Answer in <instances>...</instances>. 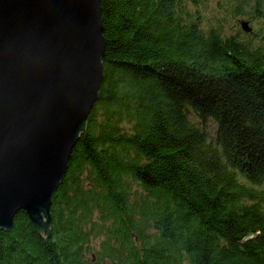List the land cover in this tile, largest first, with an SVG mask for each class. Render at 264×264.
I'll use <instances>...</instances> for the list:
<instances>
[{"label":"trees","instance_id":"1","mask_svg":"<svg viewBox=\"0 0 264 264\" xmlns=\"http://www.w3.org/2000/svg\"><path fill=\"white\" fill-rule=\"evenodd\" d=\"M211 1L101 0L105 78L50 237L19 211L0 264H264V26H205Z\"/></svg>","mask_w":264,"mask_h":264},{"label":"water","instance_id":"2","mask_svg":"<svg viewBox=\"0 0 264 264\" xmlns=\"http://www.w3.org/2000/svg\"><path fill=\"white\" fill-rule=\"evenodd\" d=\"M105 49L101 0H0V230L12 232L25 211L50 237L54 195L105 78Z\"/></svg>","mask_w":264,"mask_h":264},{"label":"rangeland","instance_id":"3","mask_svg":"<svg viewBox=\"0 0 264 264\" xmlns=\"http://www.w3.org/2000/svg\"><path fill=\"white\" fill-rule=\"evenodd\" d=\"M233 0H213L208 3L205 8V14L203 12L204 25H221L226 33L236 34L239 31L246 32L242 23L247 22V27L251 29V32L259 30L260 27L264 26V20L262 19H254L252 20L250 17L245 15H237L233 12ZM205 19H207L208 24L205 23ZM250 33V32H246ZM209 131L213 134L216 129V124L209 120L207 122Z\"/></svg>","mask_w":264,"mask_h":264}]
</instances>
